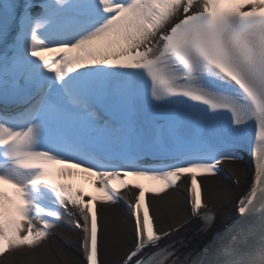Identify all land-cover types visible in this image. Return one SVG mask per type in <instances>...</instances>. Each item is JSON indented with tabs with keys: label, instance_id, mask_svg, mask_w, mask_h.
<instances>
[{
	"label": "snow or ice",
	"instance_id": "6c2138e0",
	"mask_svg": "<svg viewBox=\"0 0 264 264\" xmlns=\"http://www.w3.org/2000/svg\"><path fill=\"white\" fill-rule=\"evenodd\" d=\"M244 149L251 186L212 232L200 178ZM185 177L212 232L198 247L162 244L180 229L158 231L148 201ZM133 189L123 264H264V0H0V257L70 210L101 264L98 204Z\"/></svg>",
	"mask_w": 264,
	"mask_h": 264
},
{
	"label": "bare ground",
	"instance_id": "6f19581e",
	"mask_svg": "<svg viewBox=\"0 0 264 264\" xmlns=\"http://www.w3.org/2000/svg\"><path fill=\"white\" fill-rule=\"evenodd\" d=\"M241 157L239 164L225 162L220 165L219 175L203 177L206 200L217 212L216 224L220 218L233 212L236 198L249 182L252 162L242 155ZM226 169L230 173H226ZM232 176L239 179V186ZM188 181L185 177L177 188L159 196L149 195L153 214L162 230L171 229L190 218L186 195ZM140 183L148 185L149 182L140 181ZM129 199L130 193L126 191L121 193L119 204H100L101 257L104 264L118 263L133 246L131 213L124 203ZM200 226V221H191L173 240L185 239L186 242H191V247L200 245L210 234V232L207 234L201 232ZM79 246V233L70 225L58 223V227L52 230L50 237L38 247L6 253L0 259V264H85L78 253Z\"/></svg>",
	"mask_w": 264,
	"mask_h": 264
},
{
	"label": "rangeland",
	"instance_id": "374dc122",
	"mask_svg": "<svg viewBox=\"0 0 264 264\" xmlns=\"http://www.w3.org/2000/svg\"><path fill=\"white\" fill-rule=\"evenodd\" d=\"M226 173H230L228 169H226ZM232 179H233V176H232ZM239 186V185H238Z\"/></svg>",
	"mask_w": 264,
	"mask_h": 264
}]
</instances>
